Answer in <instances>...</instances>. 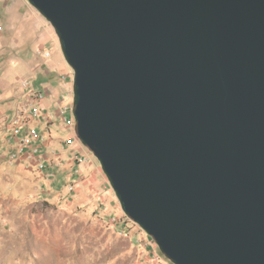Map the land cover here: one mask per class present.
Masks as SVG:
<instances>
[{
    "label": "water",
    "instance_id": "obj_1",
    "mask_svg": "<svg viewBox=\"0 0 264 264\" xmlns=\"http://www.w3.org/2000/svg\"><path fill=\"white\" fill-rule=\"evenodd\" d=\"M75 134L171 264H264V0H26Z\"/></svg>",
    "mask_w": 264,
    "mask_h": 264
},
{
    "label": "rangeland",
    "instance_id": "obj_2",
    "mask_svg": "<svg viewBox=\"0 0 264 264\" xmlns=\"http://www.w3.org/2000/svg\"><path fill=\"white\" fill-rule=\"evenodd\" d=\"M59 56L66 63L52 28L26 0H0V264H171L124 215L74 122L57 116L73 98L70 67L53 66ZM24 80L45 97L33 123L44 170L20 152L21 139L33 142L26 132L8 141L26 102Z\"/></svg>",
    "mask_w": 264,
    "mask_h": 264
},
{
    "label": "built area",
    "instance_id": "obj_3",
    "mask_svg": "<svg viewBox=\"0 0 264 264\" xmlns=\"http://www.w3.org/2000/svg\"><path fill=\"white\" fill-rule=\"evenodd\" d=\"M45 59L49 58V55L44 56ZM22 89L26 91V102L23 109L20 110L18 116L13 120L12 126L8 134V141H15L17 138H23V132L27 133V138H31V141L21 139L20 152H26V155L31 161L38 166L40 170L45 169V160L41 155V139L36 127L33 126L34 122H40L42 119L44 101V93L40 90H36L32 87V83L28 80H24L21 83ZM72 104L65 107H59L57 116L62 119L64 124H73V117L71 116ZM68 113L70 114L69 116ZM25 141V142H24Z\"/></svg>",
    "mask_w": 264,
    "mask_h": 264
},
{
    "label": "crops",
    "instance_id": "obj_4",
    "mask_svg": "<svg viewBox=\"0 0 264 264\" xmlns=\"http://www.w3.org/2000/svg\"><path fill=\"white\" fill-rule=\"evenodd\" d=\"M54 67H57V70L59 71V72H66L67 71V66H66V63H62V58L59 56V57H57V59H56V61H55V63H54V65H53ZM34 88V87H33ZM36 90H38V89H36ZM49 102V101H48ZM46 103V102H45ZM43 106V105H42ZM44 111H45V108L43 107V113H44Z\"/></svg>",
    "mask_w": 264,
    "mask_h": 264
}]
</instances>
